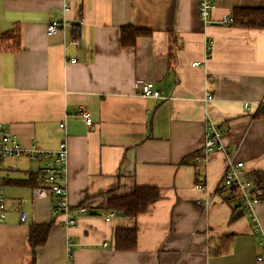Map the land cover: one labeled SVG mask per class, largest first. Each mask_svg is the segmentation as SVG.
Wrapping results in <instances>:
<instances>
[{"label": "crops", "instance_id": "1", "mask_svg": "<svg viewBox=\"0 0 264 264\" xmlns=\"http://www.w3.org/2000/svg\"><path fill=\"white\" fill-rule=\"evenodd\" d=\"M213 1L214 22L235 9H264V0ZM68 4L63 13L62 0H0V36L19 32L18 51L0 52V123L23 147L54 150L65 142L69 202L86 213L73 229L61 227L49 200L31 198L40 166L5 159L0 264H65L66 236L74 264H256L257 236L246 216L229 223L233 202L221 179L225 154L234 150L241 181L257 187L260 174L263 197L253 211L264 233V115H253L264 95V30L204 28L195 0ZM64 18L83 24L46 35L48 24ZM131 26L148 35L123 48L120 29ZM145 82L160 99L139 96ZM206 94L215 101H204ZM209 122L221 128L224 151L197 164ZM136 187L156 189L159 198L136 218L114 212L105 220L108 200ZM32 225L48 227L34 248ZM117 229H136L134 251L114 249ZM229 234L230 252L209 257L208 240Z\"/></svg>", "mask_w": 264, "mask_h": 264}, {"label": "built area", "instance_id": "2", "mask_svg": "<svg viewBox=\"0 0 264 264\" xmlns=\"http://www.w3.org/2000/svg\"><path fill=\"white\" fill-rule=\"evenodd\" d=\"M197 3L198 20L205 28L210 24H218L222 26H231L233 23V15H223L217 22L211 18L212 12L215 8L213 0H195ZM69 10L68 0H62V12L66 13ZM83 20H67L62 19L58 22H52L46 26V35L50 36L65 29L77 30L82 26ZM75 47L79 46V41L72 38L71 42ZM210 42L206 41L205 58L209 57ZM72 59L70 63H74ZM200 63L191 64V67H198ZM139 96L142 98L160 99L159 91L151 82H145L139 88ZM167 99V97L165 98ZM204 101L214 102L213 94H206ZM245 110L249 111L250 107L243 106ZM264 115V95L257 104L253 115L257 113ZM84 122L89 125L91 123L90 116L81 113ZM60 128L64 124H59ZM223 132L221 128L211 122L205 126L202 148L198 151L195 161L197 164L206 161L207 157L215 152L224 151L222 145ZM236 150L226 153L224 157V171L221 179V185L227 190L230 196L235 197L233 200V208L236 212L249 218L251 222V234L257 236L258 253L255 256L256 264H264V233L262 227L254 214V206L262 199L263 192L259 187L253 186L248 182L241 181L239 174L243 168V163L235 161ZM9 158H24L29 162L36 163L40 166L37 178V184L31 189V198L33 201L47 199L50 201V212L52 218H60V226L65 229H73L76 225L78 215L82 216L86 213V208L80 206L73 210L69 202L68 194V149L65 142L58 144L54 150H44L31 144L28 147H23L18 142L17 138L8 133L4 124L0 123V223L6 217V204L4 197V183L3 176V161ZM14 170V169H13ZM115 215L114 212H109L104 219L109 220ZM27 219L26 213L21 212L19 221L24 223ZM103 247L107 243H102ZM65 264H74V251L72 238L65 237Z\"/></svg>", "mask_w": 264, "mask_h": 264}, {"label": "trees", "instance_id": "3", "mask_svg": "<svg viewBox=\"0 0 264 264\" xmlns=\"http://www.w3.org/2000/svg\"><path fill=\"white\" fill-rule=\"evenodd\" d=\"M233 23L231 26L242 29L264 30V9H235L233 11ZM148 32L131 27L120 29V44L123 48L133 47L138 38L147 36ZM19 49V32L14 28L0 36V52L15 53ZM259 176V177H258ZM258 184H261L262 177L258 173L256 176ZM260 178V179H259ZM257 187H259V185ZM261 187V186H260ZM259 187V188H260ZM159 198L158 191L150 188L136 187L134 191L121 198L109 199L107 209L112 212L122 213L127 218H136L144 214L149 207ZM235 197L227 195L226 201H231ZM240 213L233 210L229 223L239 219ZM48 227L32 225L28 241L32 248L41 246L47 237ZM137 231L136 229H117L114 232L113 244L117 251H134L136 249ZM233 235H223L218 239L208 240V256L218 257L230 252Z\"/></svg>", "mask_w": 264, "mask_h": 264}]
</instances>
